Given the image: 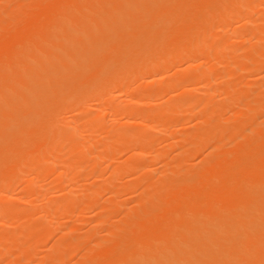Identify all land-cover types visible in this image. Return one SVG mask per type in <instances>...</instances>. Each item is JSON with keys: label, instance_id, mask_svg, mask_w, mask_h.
Here are the masks:
<instances>
[{"label": "bare ground", "instance_id": "1", "mask_svg": "<svg viewBox=\"0 0 264 264\" xmlns=\"http://www.w3.org/2000/svg\"><path fill=\"white\" fill-rule=\"evenodd\" d=\"M38 1H40V3H41V0H38ZM59 1H57V2H59ZM61 1L59 4L57 3L59 5V6L57 5V7H59V8L54 9V10H56V13L54 12V10H52L51 14H48L49 17L46 20L48 21L47 25L49 28L45 27V26H47V25H45L46 23H44V24L42 23L43 25H42L41 29L39 28L40 31H35L36 33L38 32V35H36V33H34L35 36L40 35L41 37L40 36L39 37L41 39L37 43L35 41V43H33V45L31 43L28 44V46L31 45V46H34V48L37 47L36 51L41 53V55H42L41 58L44 60V63L37 64V62L35 61L36 59L34 58L35 57L34 55L36 54V52L31 53L32 56H34L33 58L35 59L34 60L35 62L33 60H31L29 58V57L32 58L31 54H30V56H28L26 54L29 50H31V47L29 48L26 46L27 48H29V50L22 48L23 50L24 49L26 50L25 56L31 60L30 62L32 64L33 63H34V65L37 64L38 69L32 65H31L32 68L29 67L30 62H29V59L27 58L29 65L28 64L22 65L23 64L22 62H20L22 64L17 63V65L18 64L22 65L21 67L19 66L20 68L18 67L19 70L22 69L23 66H25L26 72H25V70H23L24 69V67H23V69H22L23 71L21 70L22 71L21 73L16 74V72H14V71H18L17 70L18 68L12 67L13 65L12 66L9 65L11 67V69L14 68L16 70L12 69V72H11L10 67H8V72H7L8 75L5 78H4L5 75L3 77H1L2 73H0V107L2 106L1 108H3V110H4L5 108L8 107V106L5 107L6 105L10 106L9 110L11 112L10 111L7 112L6 109L4 110V111H6L5 113H7V114H5L6 116H8L9 112L13 113L11 115L9 114L10 117H7V120L5 118L2 119L0 116L1 120H4V121H1V123H0V187H2V188L5 187L7 189V186H10V182L13 178V175L15 173H17L16 168H15L17 165L15 162H17V161H15V160H17V158H19V157L21 158V156H29L26 158L24 157L25 161L30 162L29 163L30 166L26 165V168L30 167V170L35 173L38 165H39V168L41 166V168L43 169L42 165H40V163H38V162H41V160H38L40 158L39 156L41 154L42 155L45 154V153H42L43 150H45L44 152H46L48 150V153L50 152V150L52 151V148H53V146L57 140H59V142H58L59 145H61V140H62V142L65 141V143L67 142L69 144H74V145L77 142L78 144L75 146H77V148H79V149L74 151V148H75L74 147L71 150H73L74 152H78L79 150L80 151L82 150L83 146L82 147L79 146V142H78V140H76V136L72 133L73 129L72 130L66 129V128L63 129L60 125L58 126L59 128L57 127L58 122L55 119H56L57 112L59 110H60L59 112H61L63 110L62 108H67V107L69 108L71 106H72L71 109H74V105H77L76 107L80 108V112L79 111L78 112L82 115V117L91 116L93 113L92 114L90 113L91 114L90 115L88 113L89 111L85 112L86 108H85L84 104H83V106L81 104V106L84 107V109H85L84 111L82 110L83 108H81V106H78V105H80V103L85 102L84 101L85 99H87L93 95L98 96V94H100L102 92V90L106 89L105 88L106 86H109V85L112 86L113 84L119 85V82L121 81L122 77L125 74H127V75H125L126 78L128 76H131V80L133 79L132 81H136L137 78L143 77L145 75H151L152 77H154L152 74H150V72H148V71L153 70L152 69L153 67H154V70H153L154 72H152L153 74L154 73L156 75L159 74L158 72L160 71V69H162L164 67H165V69H162V71L160 73L162 74L163 72H165V74H166V72H167L166 69L167 68L169 69V67L171 68V65L174 66L173 63H175V61L179 62L178 60H180L182 58L183 59H185V58L193 59V58H195L196 54H199V52H201V50L203 52L207 51V50L209 51V52L207 51L206 53L201 52V55L203 54L202 56H204V54H205V56L206 55L211 56L214 54V56L210 57V58L214 59V57H215V58L220 59L219 55H220L221 49L217 45L222 47V44L219 43V41L222 39L223 36L221 37L220 33L215 32V30L218 29L219 32L223 31L224 35H225V33L227 34V30L224 31V29H225L226 23L229 19H234L236 17L237 19L239 18V21L241 19H242V21H244L246 18L249 17L247 15H249L250 13L252 15V13H253L252 11H254L253 9L255 8V4L257 6L264 4V0H96V1L94 0V2H92L93 0H91L92 3H88V2H90L89 0H77V1L76 0H69V1L63 0L65 2L62 1V3H61ZM39 8H40V5H39ZM41 9H43V8H41ZM256 12H257V10H256ZM74 13H76L78 15H82L86 19H83L82 21L78 20V22H77V20H75V19H79V18L71 16V15H74ZM52 14L55 16H51ZM50 16H51V18H50ZM252 16H254V15H252ZM71 17L73 18L74 21H76L75 24H73V25H75L76 29H74L75 32L73 31V32H71L72 34L69 35L70 33L68 32V28H67L68 26L67 25L70 24L69 20L71 21ZM250 18L251 17H249V19ZM255 18H257V17H255ZM249 19H247V20L250 21ZM11 20H13V19H11ZM46 20L44 22H46ZM236 21H238V20H236ZM244 23L246 24L247 21ZM250 23H252V22H250ZM228 24H229V22H228ZM255 24H257V23H255ZM246 26H248V25H246ZM42 28H43V32H42ZM46 28H48V29H46ZM45 29L48 31H45ZM56 30H57V32H56ZM245 31H246V29H245ZM31 33H32V31H31ZM42 33H44L43 37H42ZM223 33H221V34H223ZM67 34L69 36H67ZM244 34L246 35V33H244ZM35 36L32 35V37H35ZM32 37H31V39H33ZM226 37L228 38V36H226ZM226 37L224 36V38H226ZM224 38L222 39L223 42H227L226 40L224 41ZM10 42H12V40L11 41L9 40L7 47L10 46L9 45ZM25 42H26V40H25ZM16 43H17V41H16ZM16 43L14 45H11L12 47L10 46L11 49L14 48L15 49L14 51H16L17 56H15V58L19 57L20 54L23 53V52H20L21 51L20 44H19L20 48L18 47L20 49L19 50L20 53H17L18 48H16V46H18L17 45L18 43L17 44ZM227 43L229 44V42H227ZM227 43H224V44L226 45ZM208 44L213 49V51H211V54H210V50H212V49L210 48V46ZM207 45L209 46V48H207ZM204 46H205L206 50H204ZM238 46H239V44H238ZM7 47H5V48H7ZM5 48H4V50H5ZM216 48H217L218 52L215 51ZM2 49H1V51H2L1 54L3 56L0 54L1 55V60H0L1 61L0 62L1 70L4 69V68H2L3 64H1V63H3L6 60L3 58H8L5 61V63H7V64L8 63L10 64L11 60L12 61L15 60V58H14L15 52L13 50L11 51L8 49L9 50L8 51L6 49L8 51V53H7L6 51H3ZM224 50H226V49H224ZM224 50H222V51H224ZM263 51H264V49H263ZM5 52H6V56H4ZM9 52L11 53L10 57H9V55H10ZM251 52H253V51H251ZM254 52H253V54L252 53L251 54H252V56L254 55L253 58L255 60V56L258 53H256L257 50L256 51L254 50ZM217 53H219V55ZM222 53L223 52H221V54ZM230 54H232V53H230ZM249 54H250V52H248V55ZM251 54L249 56H247L248 59L251 56ZM202 56H201V58H202ZM237 56H240V55H237ZM37 57H38V55H37ZM223 57H225V56H223ZM251 57H250V59H251ZM10 58H12V59L10 60ZM23 58H21V59H23ZM198 58L200 59V57H198ZM221 58H222V56H221ZM226 58H227V56H226ZM2 59H3V61H2ZM21 59H19V60H21ZM205 59L207 60V58H205ZM222 59H220V60H222ZM16 61H17V59H16ZM193 61H194V59H193ZM211 61H212V59H211ZM26 62L27 61H25V63ZM252 63H254L253 60H252ZM178 64H176V65H178ZM200 64L194 65V66H192V64H191L189 66V68L195 73L193 74V72H192V74H191V72H190V74L192 75L191 77H189V76L184 77L186 79L182 78V79H179L178 81L182 82L184 84L189 83L188 84L189 86L191 85L192 87H194V85L199 83L203 77L211 79V78H213V76L217 75L215 72H213L214 75L212 76L210 74L211 69L207 70V69L203 68L204 69L203 70L201 67H204V66L203 65L201 66ZM26 65H27V68H29V69L26 68ZM167 65H168V67H166ZM159 67H160V69H158ZM32 69H36L37 72L33 71L32 74L27 72L28 70H32ZM213 69H216V67ZM245 69H247V68H245ZM5 70H7V69L2 70V71H4L3 74L6 73ZM156 70H158V71H156ZM220 70H222V69H220ZM234 71H236V70H234ZM10 72H11V74H9ZM13 72L15 74V77H14V74L12 75ZM34 73H37V74H34ZM163 75H164V73H163ZM210 75L212 77H210ZM233 75H235V74H233ZM252 75L254 76L253 73H252ZM125 76H124V78H125ZM132 76H133V78H132ZM128 78L130 79V77H128ZM170 80L172 81V76H171ZM202 80H203V83H205L208 79H205V80L202 79ZM211 80H213V79H211ZM9 82L14 84L13 85L10 83V86L12 85V87H14V90H15L14 92H12V96H11V93H10V96H9V94H7L8 93L7 91H10V90L12 91V89H13V88L11 89V87L9 85H7V84H9ZM123 82H125V81H122V83ZM262 84H263V82H262ZM140 85H141L140 87H142V84H140ZM219 85H221V83H219ZM229 85H231V84H229ZM213 86H214V84H213ZM236 86H238V85H236ZM150 87H152V86H150ZM220 87L222 88V86H220ZM220 87H217V88H220ZM147 88H149V86H147ZM158 88H161V87H158ZM184 88L185 87L183 86V88H182L183 90L181 91L183 94L179 95L180 98L183 97L182 95H186L187 91ZM203 88H205V90H203L204 93H207L211 87H209L208 85H205ZM241 88H243V87H241ZM7 89H10V90H7ZM214 89L216 90V88H214ZM138 90L139 91H137V92L139 93L140 88ZM149 90H150V88H149ZM151 90L154 91L156 89L153 88ZM197 90L198 89L196 88V91ZM200 90H202V89H200ZM212 90H213V88H212ZM215 90H213L212 92H214ZM157 91H158V89H157ZM257 91H259V90H256V92ZM5 92H7L6 94H7L8 98L10 99V101L12 102V105H10L9 101H8L9 104H6L5 106L3 105L6 103L5 97L2 96L3 94H5ZM146 92L148 93L147 98L149 99L151 94H149L148 89ZM146 92H143L144 95H143L142 99H144V96L147 95ZM189 92H188L187 96L189 94H190L189 96H191L192 92H195V89L193 90L191 88L189 90ZM237 92L242 93V91L240 92L239 90ZM210 93H211V90H210ZM215 93H217V91H215ZM223 94H224V92H223ZM246 95H247V93H246ZM260 95H262V94H260ZM137 96H135V97H137ZM192 96H193V94H192ZM219 96H220V94H219ZM138 97H140V96H138ZM200 97L201 96H199L198 98H200ZM205 97H206V95H205ZM208 97H209V95H208ZM233 97H236V96H233ZM245 97H247V96H245ZM134 99H136V98H134ZM230 99L234 100L235 98L231 97ZM206 100H208V98ZM246 100L247 99H242L241 101H246ZM146 101H148V100H146ZM205 101H203V103H205ZM102 102H104V101H102ZM105 102H106V100H105ZM139 102H141V101H139ZM174 102H175V100H174ZM177 102H178V104H180L179 101H177ZM183 102L187 103V104L190 103L189 106H191V103L195 102V101H194V98L189 97V98H186L185 100H183ZM197 102H199L198 105H200V102L202 103L201 99L196 101V103ZM211 102H213V101H211ZM224 103H227V101H224ZM228 103H231V102L228 101ZM173 104H171L172 108H169V109H168V107L166 108V109H168L166 112L164 110H162V112L164 111V113H165V114L163 113L164 115L161 114V111H159L160 113L157 112L161 115L158 114L157 118H155L154 120H151L152 122L154 121V124H155L154 128L157 129V127L162 128L165 125L167 126L169 124V123L168 124L166 123L167 120H169L168 122L172 121V124H174L173 123V119H175L174 118L175 117L174 110L178 111V109H174L172 106ZM192 104H194V103H192ZM206 104L202 105V107L206 108L207 107V106H205ZM217 104H220V103L217 102ZM251 105L255 106L254 104H251ZM167 106H168V104H167ZM176 106H177V104H176ZM176 106L174 105V107H176ZM209 106L211 107V105H209ZM75 109H77V108H75ZM201 109H203V108H201ZM12 110H14V111L12 112ZM100 110H101V108H100ZM157 110L158 109H156V111ZM116 111L117 110H115V112L113 114H115ZM132 111H128L127 113L129 114V112H132ZM177 111H176V113H177ZM197 111L199 112V109ZM109 112H111V111H109ZM86 113H88L89 115ZM98 113H101V111H99ZM202 113H200V114H202ZM234 113L236 114V112H234ZM246 113H248V115H247V118H248V116H250L251 112L249 113L247 111ZM3 114H4V112H3ZM203 114H205V113H203ZM156 115L157 114L155 112V116ZM220 115H221V113H220ZM95 116H96V114H95ZM95 116H94V119H92V121L95 119L99 120V118H101V117H98L99 114L96 116V118H95ZM131 116H130V114L128 116V119L131 122H129L127 119V121L129 123H131V124H129L130 126L133 125V123L136 121L135 119L131 118ZM187 116H189V115H187ZM226 116H224V117H226ZM235 116H234V118H236ZM57 117H58V115H57ZM230 117L233 118L232 116H230ZM199 118H201V117H199ZM226 118H228V117H226ZM110 119H112V118H110ZM220 119H221V117H220ZM66 120L67 119H65V121ZM88 120H89V118H88ZM209 120H211V117H210V119H208V121ZM245 120H243V121H245ZM58 121H60V120L58 119ZM127 121H125V122H127ZM234 121H232L230 124H232ZM247 121H249V120H246V122ZM220 123H221V121L216 122L214 125L208 126V129L206 131L203 129L205 131L204 133L206 134V132L209 129L213 130L212 127L214 128L215 132L221 128H222V131L225 132L226 127L224 126L225 129H223V125L222 124L220 125ZM102 125H104V124L102 123ZM77 126L80 127V124ZM143 126H145V125H143ZM68 128H70V127H68ZM119 128H120V125H119ZM152 128H153V125H152L151 129ZM248 128H250V127H248ZM95 129H98V128L96 127ZM103 129H102V131H103ZM107 129H108V127H107ZM78 130L79 129L77 128V131ZM83 130L87 131V129L86 130L83 129ZM93 130H94V128H93ZM130 130H132V129H130ZM134 130H135V128H134ZM153 130H151V132ZM124 131H125V128H124ZM124 131L121 134L120 133L117 134V135H120L119 139H121V143L123 145H125V144L127 145L132 140L133 142H136L133 145H136V144L139 145L138 150L142 151L141 149L144 148V147L142 148L143 143L147 142V139H145V136L143 134L139 135L140 130H137V134L135 136L133 133L131 135V134L127 133L128 131L127 132L126 131L124 132ZM141 132L143 133V131H141ZM229 132H231V131H229ZM232 132H233V130H232ZM89 134H91V133H89ZM98 134H100V133H98ZM198 134H199V132H198ZM203 134H202V136H203ZM189 135H191V134H189ZM24 136L26 137V139H22ZM174 137H176V136H174ZM178 137H180V136H178ZM78 139H80V138H78ZM185 139H187V138H185ZM199 139L202 140L201 137H199ZM215 140H216V138H215ZM109 142H111V141H109ZM133 142H131V144ZM183 142H181V143H183ZM21 143H23V146L21 147L22 149L20 148ZM58 143L56 142V144H58ZM17 147H19V149H17ZM90 147H92V146H90ZM90 147H89V149H90ZM99 147H101V146H99ZM157 147H159V146H157ZM222 147H224V146H222ZM54 149H55V147H54ZM83 149H84V147H83ZM18 150H21V152L19 153L20 154L19 157H17L19 155V154H17ZM69 150H70V148L68 149V151ZM103 150H105V149H103ZM80 151L78 153H80V155H82V156H80L79 154H77V156L79 155L78 157H80V158L82 157L81 158L82 161L78 159V162L81 161V164H82L83 162H85L84 160H87V159H83V158H85V157L87 158L88 153L85 154L86 152L85 153L83 152V151H85V149L82 152H80ZM23 152H24V154H23ZM89 152H90V150H89ZM83 153L87 156L83 155ZM141 153H143V151L139 152V154H141ZM12 154H17V156L13 157ZM73 154H76V153H73ZM165 154H166V152H165ZM90 155L92 156V154H90ZM95 155H98V154H95ZM157 155H159V154H157ZM30 156H31V158H30ZM83 156H85V157H83ZM136 156L137 155L135 154V157ZM184 156L186 157V155H184ZM45 157H47V156H45ZM188 157H190V155ZM24 158H21V159H24ZM28 158H30L31 161L28 160ZM155 158H157V157H155ZM166 158L167 157L165 156V159ZM182 158L183 157H181V159ZM202 158H204V157H202ZM223 158L224 159L221 158L223 161H218V160L214 161V162L208 161L209 163L203 168V170H201V171L198 170L195 173H191L188 178H185L182 181H171L173 179H171V180L168 179V180H166L165 187L164 186L159 187L160 182L157 183L158 188L159 189L161 188L160 191L163 190L161 192L160 196L158 195L159 197L155 198L154 200L151 199V201H153V202H148L145 200L148 204H145V205L142 204V207H140V208H143V209H140L138 211L135 210L133 214L131 213L132 212L131 211L130 212V214H132L131 217L127 216L128 218H133V219H134V217H136V218H138V220L142 219V217H143L142 221L144 222L143 224H145L147 234H145L146 232H144L145 231L144 230L142 233L139 232L141 234H139L137 232V234H138L137 236L134 235V236H132L133 238H129L128 240H125V241H121V240H119L120 239L119 238V239H117V240H119V242L114 238H110L109 243L112 242L111 241L112 239H113V242L109 246L108 245H106V247L104 246L105 247L104 248L105 249L104 258H105L107 253H108L107 254L108 258L104 259L103 262L100 264H264V204H263V201L261 202L262 203L261 204L259 201L260 199L258 200V198H262V199L264 198V134L258 140H255L254 142H251V143H248L245 145L243 144L242 146H239L238 148H236L234 151H232L230 153H226V155H224ZM56 159H58V158H56ZM158 159H161V158L159 157ZM165 159L163 160L164 162L166 161ZM91 160H93V158H91ZM183 160H184V158H183ZM76 161H74V159H73L71 161V163L72 162L77 163ZM172 162H173V160H172ZM17 163H18V165H20L19 161ZM24 163H26V162H24ZM50 163H51V161H50ZM63 163L60 162L61 165H64ZM136 163L137 162H134L133 164L130 163V165L128 167H130V168L135 167V166L137 167L138 164H136ZM170 163L168 162V164H170ZM166 164L167 163H165L163 165H166ZM47 165H48V163H47ZM47 165H44V167ZM84 165H85V163H84ZM126 165H128V163ZM144 165L146 166V164H144ZM172 165L171 166L169 165V167H172ZM187 165H188V163H187ZM65 166H63V167H65ZM70 166H72V164ZM138 166L143 168L141 165H138ZM53 167H51V168L53 169ZM56 167H58V165H56ZM103 167H105V166H103ZM51 168L49 167L46 170L51 169ZM68 168H69V166H68ZM104 169H106V168H104ZM132 169H135V168H132ZM138 169H140V168H138ZM153 169H155V168H153ZM46 170L43 169V171H46ZM82 170H84V172H86V173L88 171V169H87V171H85V168H83ZM164 170L162 172H165ZM170 170H172V169H170ZM13 172H15V173H13ZM24 172H25V170H24ZM32 172L29 171V174H31V176L33 174ZM37 172H38V169H37L36 173ZM56 172H57V170H56ZM58 172L59 173H57V175L59 174L60 178H62V179L68 178L66 173H65L66 176L64 175L65 178H63L62 177L63 175L61 173H64V172H60V171H58ZM71 172H72V170H71ZM144 172H147V171H144ZM166 172H167V170H166ZM52 173H54V172H52ZM89 176H91V175H89ZM162 176H163V174H162ZM71 177L72 176H70V178ZM121 177H123V176H121ZM121 177H119V179ZM140 177H142V174L140 175ZM74 178L76 179V177H74ZM77 178L79 179V177H77ZM245 178L248 179V182L246 180H244ZM62 179H60L61 182L63 181ZM82 179H85V178L82 177ZM65 180H67V179H65ZM163 180H165V179H163ZM243 180L245 181V183ZM139 181H141V180H139ZM241 181H243V183ZM61 182H59V183H61ZM107 182H108V179H107ZM47 183H49V182H47ZM111 183H109V184L112 185ZM151 183H149V184H151ZM240 183L244 184V185L242 186V185H240ZM15 184L16 183H14V185ZM100 184L102 185V183H100ZM109 184L107 186L110 190V193H112V194L117 193L118 192L117 190H119V189L121 190V188H119V186H116L117 184L112 185L111 187H109ZM119 184H121V183H119ZM136 184L139 185L138 183H136ZM157 184H155L156 187H157ZM144 185H145V183H144ZM58 187H59V185H58ZM163 187H164V189H162ZM30 188H32V186ZM61 188H63V187H61ZM61 188L59 187V189H61ZM108 188H107V190H108ZM117 188H119V189H117ZM158 188H156V189H158ZM37 189H39V188H37ZM114 189L117 192L116 191L114 192ZM125 189H127V188H125ZM33 190H35V189H33ZM104 190H106V187ZM69 191H70L69 196L65 197V201H64L66 203V205H68V206L65 205V208L66 207L69 208L70 206H75V203L73 204L70 202H72L73 200L75 202H77V199H78V198H75V197H78L77 196V194L79 193L78 191H77L78 193L74 195L75 197L71 193V190H69ZM150 191H152V190H150ZM64 192H66V190H64ZM94 192H95V190H94ZM127 192L125 191V193H127ZM154 192L156 193V191H154ZM30 193H31V191H30ZM45 194H46V192H45ZM35 195H33V197ZM37 195H39V196L36 197ZM37 195L35 196L37 199L38 198L40 199V197L42 196V195H40V192ZM116 195L117 194H115L113 196H116ZM92 198L91 199L88 198V199L93 200L92 202H95V200ZM37 199H35L36 202H38ZM89 200H87V203L93 204L91 201L88 202ZM256 200L259 203L256 202ZM25 201H27V200H25ZM103 201H104V199H103ZM22 202H24V201H22ZM85 203H86V201H85ZM112 203H113V201H112ZM114 203H115V200H114ZM256 203L258 205H256ZM31 204H33L32 206H34L35 202L31 203ZM69 204H72V205H69ZM83 204H82V207H83ZM85 205H88V204H85ZM94 205H96V203ZM94 205H89V206H94ZM28 206H29V204H28ZM105 206H106V204H105ZM5 207H7V205H4L3 209H1L0 212L1 211L5 212L6 210L10 209L8 207L7 208H5ZM16 207H13V208H16ZM39 207H41V206H39ZM61 207H63V206L61 205ZM19 208H21V207H18V209ZM41 208H43V207H41ZM65 208H64V210H66ZM68 208H67V210H68ZM83 208H85V207H83ZM102 208H104V207H102ZM135 208H137V207H135ZM37 209H38V207H37ZM49 209H50V206H49ZM109 209H111V208H109ZM20 210L21 209H19V211H17V212L20 213ZM35 210H36V208H35ZM61 210H62V208H61ZM12 211L13 210H11L10 212H12ZM15 211H16V209H15ZM28 211H30L32 213L34 210L31 211L28 209ZM7 212L8 211H6V213ZM23 212L24 211H21L20 214L23 215ZM26 212H27V210H26ZM45 212H42V215L47 214L46 216L44 215L45 218H47L48 215L50 214L49 212H51V210L47 212L45 209ZM57 212H58V210L55 213H57ZM127 212L129 213V211H127ZM19 213H17V216ZM7 214H5V215L8 216ZM15 214H16V212H15ZM26 215L28 217V214L25 213V216ZM31 215L32 214H30V216ZM144 216L147 217L146 220L144 219L145 218ZM49 217H50V215H49ZM51 217H52V215H51ZM51 217H50V219L48 218L50 221H52ZM139 217H141V218H139ZM42 219H43L42 217L38 218L39 221H37V219L35 220V218H34V220L37 222L34 221V222H32L33 224H31V225H34L33 226L34 230L35 229H36V231L38 230L40 232L39 236H41L42 239H44V237L46 238V236L50 237L49 233L50 234L52 233V231H51L52 224L50 225L47 222V219L46 220L43 219L44 221ZM40 220H42V221H40ZM13 221H12V223H13ZM127 222L128 221H126V223ZM34 223L37 225H35ZM23 225H21V226H23ZM133 225H132V227L135 228L136 226L139 227L140 224L138 223L136 225L135 224H133ZM156 225H159V226H156ZM126 226L129 227L127 229H130L131 224L126 225ZM149 226H152V228H153V226H155L154 228H157V229L159 227L160 230L158 229V232H156V230H155V233L154 232L150 233L149 231H147V228ZM102 227H104V226H102ZM107 227H109V225ZM132 227H131V229H132ZM141 227H143L142 224L140 226V229H142ZM64 230H66V229H64ZM135 230H136V228H135ZM148 230H149V228H148ZM27 231H29V230H27ZM114 231L116 232V229ZM125 231L126 230L124 229L122 231V233L124 232L126 234ZM138 231H140V230H138ZM117 232H118V230H117ZM67 233H65V235ZM75 234H77V233H75ZM129 234L131 235L130 232H129ZM37 235H38V233H37ZM11 236H12V234H11ZM119 236H122V235L120 234ZM10 238H13V237H10ZM36 238H37V236H36ZM36 238L35 239L33 238L34 240L32 239V241H35ZM65 238H66V236H65ZM124 239H125V237H124ZM44 240H46V239H44ZM10 241H11V239H10ZM43 241H42V243H43ZM114 241H116V243ZM39 242H40V240H39ZM68 243H69V241H68ZM68 243H66V244H68ZM84 243H85V241H84ZM103 243L105 244V242H103ZM39 244H41V242ZM39 244H37V246H39ZM74 245H77V243L73 244V247H75ZM3 247L5 248V246H3ZM31 247H33V246H31ZM68 247H66V250L70 249ZM102 250H103V247H102ZM52 252H53V250H52ZM88 253L89 252H87L86 254H88ZM6 254H8V253H6ZM1 255H2V253H1ZM7 259H8V257H7ZM41 262H42V260H41ZM56 262H59V261H56ZM89 262H92V260L90 259ZM86 264H88V263H86Z\"/></svg>", "mask_w": 264, "mask_h": 264}, {"label": "rangeland", "instance_id": "2", "mask_svg": "<svg viewBox=\"0 0 264 264\" xmlns=\"http://www.w3.org/2000/svg\"><path fill=\"white\" fill-rule=\"evenodd\" d=\"M57 1H59V0H41V3H40V1H38V0H0V54L2 53V51H1L2 48H3L2 50L6 51L7 53H8L9 50H11V51L13 50L14 51L15 49L14 48L11 49V47H12L11 45H14L16 43V41L18 43V44L16 43L18 46L15 45L16 48H18L19 44H20V47H21V51L20 52H23V53L20 54V56L22 55L21 57L19 56V57L15 58V56H17V55H16V51H14L15 53L14 52L13 53H14L15 60L12 61L11 60L12 58H10V60H11V61L9 60L11 62L10 64L9 63L8 64L5 63V61L8 58H3L2 57L3 59H6L3 63H1V64H3L2 68L7 69V70H5L6 73L3 74L4 71H2V70H4V69L1 70V65H0V70H1L0 73H2L1 77H3L5 75L4 76V78H5L8 75V73H7L8 72V67H10L12 65H13L12 67H15V68L16 67L18 68L19 66L21 67L24 64H28L29 65V63H28V59L29 58L31 60H33V61L36 59L35 61L37 62V64L44 63V60L41 58L42 57L41 53L36 51L37 47L34 48V46H31V45L28 46V44L31 43L33 45V43H35V41L37 43L41 39L40 35H39L40 37L39 36H35L34 33H36L35 31H40L39 28L41 29V27H42V25L44 23H46L45 25H47L48 21L46 19H48V17H49L48 14H51L52 10H54L56 8H59V7H57V5L60 3L61 0L59 2H57ZM62 1H61V3H62ZM67 1H69V0H67ZM89 1L90 2H88V3L94 2V0L92 2H91V0H89ZM63 2H65V1H63ZM38 4L40 5V8H39ZM41 8H43V9H41ZM253 10L254 11H252L253 12L252 15H254V16H252L251 13L249 15H247V16L251 17L250 19H249V17L246 18L245 20L243 19L244 21H242V19L239 21V18L237 19L236 17L234 18L235 20L234 19H229L227 21L225 29H224V31L227 30V34L225 33V35H224L223 31L219 32L218 29L215 30V32L220 33L221 37L223 36L222 39L224 38V36L225 37L228 36V38L226 37L227 39L224 38V41L226 40L227 42H229V44L227 42H223V40L221 39L219 41V43L222 44V47L217 45L221 49L220 50V55H219V53H217V54L219 55L220 59L223 58L222 60H220L219 58H215V57H214V59L210 58V57L214 56L213 53H212L213 55H211V56L210 55H208V56L206 55L207 57L204 54V56H205L204 57V56H202L203 54L201 55V52L202 53H204V52L206 53L208 50L204 51V52L201 50V52H199V54H196L195 58H193L194 61L191 58H189V59L188 58H185V59L182 58V59L178 60L179 62L175 61V63H173L174 66L171 65V68L169 67V69L168 68L166 69L167 70L166 74H165V72H163L164 75H163V73L161 74L160 72L162 71V69H165V67L162 68V69H160V67H159L158 69H160V71L158 72L159 74H157V75L155 73L154 74L152 73V72H154L153 71L154 67H153L152 68L153 70L148 71V72H150V74H152L154 77H152L151 75H145V76L139 77V78L136 77L137 78L136 81H132L133 79L131 80V76H128V77H130V79L128 77L126 78L125 75H127V74H125L124 75L125 78H124V76L122 77L121 81L119 82V85L118 84H113L112 86L111 85L106 86L105 87L106 89L102 90V92L100 94H98V96L97 95H93V96L85 99L84 100L85 102L82 101L83 103H80V105H78V106H81V104H82V106H83V104H84L86 110L84 109V107L81 106V108H83L82 110L83 111L85 110V112L89 111L88 112L89 114L93 113L92 115L90 114L91 116H85L86 118L82 117V115L79 113L80 112V108L76 107L77 105H74V109H71L72 106L69 107V108L68 107L67 108H62L63 110L65 109L64 111L63 110L61 111L62 113L59 112L60 111L59 110L57 112L58 117L56 115V119H55L58 122L57 123L58 125L56 124L57 127L60 125L63 129H65V128L66 129H70V130L73 129L72 133L76 136V140H78L79 146H81V147L83 146L84 149H85V151H83L84 149L82 147V150L81 151L79 150V151L80 152L83 151L84 153L86 152L85 154L88 153L87 154L88 156L83 153V155L87 156V158L85 156H83V157H85L83 159H87V160H84L85 162H83L82 164H81V161H82L81 158L82 157L81 158L78 157L80 155V153H78L79 151L78 152H74L75 150L79 149V148H77V146H75L78 143L76 142L75 145L74 144H69L67 142L65 143V141L62 142L61 139H60L61 140V145H59V143H58L59 140H57L56 142L58 144H56V142H55L56 145L54 144V146L52 148V151L50 150V152L48 153V150L46 152H44L45 150H43L42 153H45V154H43V155L41 154L39 156L40 158L38 159V160H41V162H38V163H40V165H42L43 169L46 170L47 168H49V167L51 168V167L54 166L53 169L51 168V169H48L46 171H43L41 166L39 168V165H38V167H37L38 172L36 173L37 169L35 171V173L37 175L30 170V167L26 168V165L30 166V164H29L30 162L25 161V158L29 157V156H21V158L25 157L24 159H21L19 157L20 156L19 153L21 152V150H18V153H17V154H19L18 156H17V154H12L13 157L17 156V157L20 158V159L17 158V160H15L17 162L19 161L20 165H18V163L15 162L17 164L15 168H16V171H17L18 174L13 172L15 174L13 175V178H12V180L10 182V186H7V189L5 187H3V188L0 187V189H1L0 190V210L3 209L4 205H7V207L10 208V209L6 210V211H8L7 212L8 214L6 213V211L5 212H3V211L0 212V219H1L0 220V248H1L0 249V264H45V263L46 264H53V263L54 264H86V263H88V264H100V263L103 262L104 259L108 258V255H107L108 253L107 254L105 253L107 257L105 256V258H104V251H105L104 248L106 247V245L109 246L113 242V239H112L111 240L112 242L109 243L110 238H114L116 240L120 238L119 240L125 241V240H128L129 238H133L132 236H134V235L137 236L138 235L137 232L138 233L139 232L142 233L144 230H145L144 232H146L145 224H143L144 222L142 221L143 217H142V219H139L140 221L136 217H134V219L133 218H128V217H131V215L134 213L135 210L138 211L140 209H143V208H140V207H142V204H144V205L148 204L146 201L153 202V201H151V199L154 200L155 198L160 196V194H161V192L163 190L160 191L161 188L160 189L158 188V184L157 183L160 182L159 187H161V186L165 187L166 180H168V179H170V180L173 179L171 181H182L185 178H188L191 173H195L198 170L199 171L203 170V168L209 162H214V161H217V160L218 161H223L222 160V159H224L223 156L226 155V153H230V152L234 151L236 148H238L239 146H242L243 144L245 145V144L254 142L255 140H258L264 134V87H263L264 86V51H263V49H264V21H263L264 20V4L258 5V6L255 4V8ZM256 10H257V12H256ZM54 12L56 13V10H54ZM74 15H71V16L79 18V19H75V20H77V22H78V20L82 21L83 19H86L82 15H78L76 13H74ZM51 16H55V15L52 14ZM51 16H50V18H51ZM255 17H257V18H255ZM11 19H13V20H11ZM247 19H249L250 21H248ZM45 20H46V22H44ZM236 20H238L239 22L236 21ZM246 21H247V23L248 22L249 23L245 24L244 22H246ZM75 22L76 21H74L73 18L71 17V21L69 20L70 24L67 25L68 26L67 27L68 28V32L70 34L68 32L67 33L69 35L72 34L71 32H73V31L75 32L74 29H76V27H75V25H73V24H75ZM228 22H229L230 25L228 24ZM250 22H252V23H250ZM255 23H257V24H255ZM246 25H248V26H246ZM45 27H48V25L45 26ZM48 28H46V29H48ZM46 29H45V31H48ZM245 29H246V31H245ZM31 31H32V33H31ZM42 32H43V28H42ZM56 32H57V30H56ZM221 33H223V34H221ZM244 33H246V35L248 37ZM68 34H67V36H69ZM32 35H34L35 37H32ZM36 35H38V32L36 33ZM43 35H44V33H42V37H43ZM31 37L33 39H31ZM9 40L10 41L12 40V42H13V43L12 42L9 43V45L11 47L10 46L7 47ZM25 40H26V42H25ZM224 43H227L226 44L227 46ZM238 44H239V46H238ZM208 45H207V48H209V46H210V45L209 46ZM26 46L29 47V48L31 47V50H29V48H27ZM5 47H7V48H5ZM4 48H5V50H4ZM19 48L17 49V51H18L17 53H20L19 52V50H20ZM22 48H25L26 50L28 49L30 52L28 51L26 53V50L25 49L23 50ZM210 48L212 49L211 46H210ZM6 49L7 50L9 49V50L7 51ZM224 49H226V50H224ZM204 50H206L205 46H204ZM222 50H224V51H222ZM250 50L253 51V52H254V50L255 51L257 50L256 53H258V54L257 55L255 54L256 55L255 56V60L253 58L254 55L252 56L253 52H251ZM211 51H213V49L210 50V54H211ZM215 51L218 52L217 48H216ZM6 52H5L4 56H6ZM32 52L33 53L36 52V54L34 55L35 57L32 56V54H31ZM221 52H223V53L221 54ZM248 52H250V54L252 53L251 54L252 57L250 56L251 59H250V57H249V59L247 58V56L250 55V54L248 55ZM25 53L28 56H30V54H31L32 58L31 57H29V58L26 57ZM230 53H232V54H230ZM236 54L240 55V56H237ZM1 55H0V60H1ZM37 55H38V57H37ZM10 56H11V53H10L9 57ZM201 56H202V58H201ZM221 56H222V58H221ZM223 56H225V57H223ZM226 56H227V58H226ZM198 57H200V59ZM18 58L19 59L23 58L27 62L25 63V61L23 59L19 60ZM205 58H207V60ZM3 59H2V61H3ZM16 59H17V61H16ZM30 59H29V62L31 61ZM211 59H212V61H211ZM252 60L254 61V63H252ZM20 62H22L23 64L20 63ZM17 63H20L22 65H20V64L17 65ZM37 64H35L36 65L35 66L34 63L32 64L30 62V66L29 67H31V65H32V66L37 68ZM176 64H178V65H176ZM191 64H192V66L198 65V64H200L201 66L203 65L204 67H201L202 69L203 68H205L207 70L211 69L212 73L210 72V74L213 76L214 75L213 72H215L217 75H215V76H213V78H211L213 80H211L209 78H206V77H203L202 79H204V80L208 79L209 81L207 80L206 82L204 81L205 83H203V80L201 79V81L199 83L194 85V87L196 86L195 88L192 87L191 85L189 86L188 85L189 83H185L184 84L182 82H179L178 81L179 79H182V78L186 79L184 77H188V76L191 77L192 76L191 74H192L193 71L189 68V66ZM23 67H24V69H23ZM23 67H22V69L25 70V66H23ZM166 67H168V65ZM215 67H216V69H213ZM19 68L17 69L18 71H14V72H16V74H19V73H21L23 71L22 69L19 70ZM26 68H27V65H26ZM245 68H247V69H245ZM10 69H11V67H10ZM12 69L16 70L14 68H12ZM12 69L10 70L11 72H12ZM27 69H29V68H27ZM220 69H222V70H220ZM234 70H236V71H234ZM33 71L37 72L36 69L28 70L27 72L32 74ZM156 71H158V70H156ZM11 72L9 74H11ZM14 72L12 73V75L14 74ZM25 72H26V70H25ZM190 72H191V74H190ZM194 73L195 72H193V74ZM252 73L254 74V76L252 75ZM34 74H37V73H34ZM233 74H235V75H233ZM211 75H210V77H212ZM171 76H172V81L170 80ZM14 77H15V74H14ZM132 78H133V76H132ZM122 81H125V82L122 83ZM262 82H263V84H262ZM10 83L11 82H9V84H7V85L10 86ZM219 83H221V85H219ZM11 84H13V83H11ZM140 84H142V87H140L141 86ZM213 84H214V86H213ZM229 84H231V85H229ZM205 85H208L209 87H211L210 88L211 93H210V90L207 93H204L203 90H205V88H203V87ZM236 85H238V86H236ZM147 86H149L150 90H149V88H147ZM150 86H152V87H150ZM183 86L185 87L184 89L187 92H186V95H182L183 97L180 98L179 95L183 94L181 92L183 90L182 89ZM220 86H222V88ZM240 86L243 87V88H241ZM10 87H11V89L13 88L12 91L10 89H7V90H10V91H7L8 93L5 92V94L2 95L6 99V103L3 104L4 106L6 104H9V103H10V105H12V102L8 98L7 94H9V96H10V93H11V96H12V92H14L15 90H14V87H12V85ZM158 87H161V88H158ZM190 87L193 90L195 89L196 93L192 92L193 96H192V94H191V96H189L190 94L187 96L189 90L191 89ZM217 87H220V88H217ZM139 88H140V92L138 93L137 91H139L138 90ZM153 88L156 89V90H154V91L151 90ZM196 88L198 89L197 91H196ZM212 88H213V90H215L214 88H216L215 91H217V93H215V91L212 92L213 91ZM147 89H148L149 94H151L150 97H149L150 100L147 98L148 97V93L146 92ZM157 89H158V91H157ZM200 89H202V90H200ZM255 89L259 90V91L256 92ZM238 90L240 92L242 91V93L237 92ZM143 92L147 93V95L144 96V99H142V97L144 95ZM223 92H224V94H223ZM135 93L136 94L138 93L137 95L140 96V97H138ZM218 93L220 94V96H219ZM246 93H247V95H246ZM260 94H262V95H260ZM205 95H206V97H205ZM208 95H209L210 98L208 97ZM135 96H137V97H135ZM197 96L198 97L201 96V97L198 98ZM233 96H236L237 98L233 97ZM245 96H247V97H245ZM189 97L194 98V101H195V102H192L194 104L191 103V106H189L190 103L187 104V103L183 102V100H185L186 98H189ZM231 97L235 98V99L234 100L230 99ZM134 98H136V99H134ZM207 98H208V100H206ZM197 99L198 100L201 99L202 103L200 102V105H198L199 102L196 103V101H198ZM242 99H247V100L246 101H241ZM105 100H106V102H105ZM146 100H148V101H146ZM174 100H175V102H174ZM8 101H9V103H8ZM102 101H104V102H102ZM139 101H141V102H139ZM177 101H179L180 104H178ZM203 101H205V103H203ZM211 101H213V102H211ZM224 101H227V103L229 101L231 103L227 104V103H224ZM217 102L220 103V104H217ZM167 104H168V106H167ZM171 104H173L172 106H173L174 109H178V111L174 110V113H175V117H174L175 119H173V123L174 124H172V121L168 122L169 120H167L166 123L167 124L169 123L167 126L165 125L162 128L161 127L160 128L157 127V129L154 128L155 127L154 121L152 122L151 120H154L155 118H157L158 114L160 113L159 111H161V114H163L164 111L166 112L169 108H172ZM176 104H177V106H176ZM204 104H206L205 105V106H207L206 108L202 107V105H204ZM208 104L211 105V107ZM251 104H254L255 106H253ZM174 105L176 107H174ZM1 107H0V110H1L0 111V116H1L2 119L5 118L7 120V117H10V115L13 114V113H10L11 112L9 110L10 106L9 105L5 106V107H7V108H5L7 110V112L10 111L8 113V116L5 115V114H7V113H5L6 111H4L5 109L3 110V108H1ZM167 107H168V109H166ZM75 108H77V109H75ZM100 108H101V110H100ZM201 108H203V109H201ZM156 109H158V110L156 111ZM198 109H199V112L197 111ZM115 110H117L118 112L116 111V113L113 114L115 112ZM162 110H164V111L162 112ZM2 111L4 112V114H3ZM13 111L14 110H12V112ZM99 111H101V113H98ZM109 111H111V112H109ZM128 111H132V112H129V114H130V116L131 115L133 116V117L131 116V118L136 120L133 123V125L136 123L134 125L135 127L133 125H131V126L129 125V124H131V123H129L131 121H129V119H128V116H129V114L127 113ZM176 111H177L178 114L176 113ZM247 111L249 113L251 112L250 116H248V118H247L248 113H246ZM155 112L157 114L156 116H155ZM157 112H159V113H157ZM202 112L205 113V114H203ZM234 112H236V114ZM88 113H86V114H88ZM200 113H202V114H200ZM220 113H221V115H220ZM95 114H96V116L99 114L98 117H101V118H99V120L95 119V120H93L94 121L93 122L92 119H94ZM161 114H159V115H161ZM187 115H189V116H187ZM233 115L234 116L236 115L235 117L237 119L234 118ZM96 116H95V118H96ZM224 116H226L228 118H226ZM230 116H232L233 118H231ZM199 117H201V118H199ZM210 117H211V120L208 121V119H210ZM220 117H221V119H220ZM1 118H0V123H1V121H4V120H1ZM57 118L60 121H58ZM88 118H89V120H88ZM110 118H112V119H110ZM65 119H67V120L65 121ZM127 119H128L129 122L127 121ZM245 119L249 120V121L246 122ZM218 120L221 121L220 125L221 124L223 125V129H225V127H226L225 132L222 131V128L219 129L220 131L217 130L215 132L214 128L212 127L213 130L209 129L206 132V134H205L204 132L208 129V126L214 125L216 122H219ZM243 120H245V121H243ZM125 121H127V122H125ZM232 121H234V122L232 124H230ZM78 123L80 124V127L82 129L79 126H77V125H79ZM102 123L104 125H102ZM119 125H120V128H119ZM143 125H145V126H143ZM152 125H153V128L151 129ZM68 127H70V128H68ZM96 127L98 129H95ZM107 127H108V129L109 128L110 129L108 130ZM248 127H250V128H248ZM77 128L79 129L78 131H77ZM93 128H94V130H93ZM124 128H125V131L126 132L128 131L127 133H129L131 135L133 133L134 136H135L137 134V130H140L139 131V133H140L139 135L143 134L145 136V139H147V142L143 143L142 148L143 147L144 148L141 149L143 151V153L139 154V152H142V151L138 150L139 149V145H137V144L133 145L136 142H133L132 140L127 145L126 144L123 145L121 143V139H119L120 135H117V134L123 133ZM134 128H135V130H134ZM83 129H85V130L87 129V131H84ZM102 129H103V131H102ZM130 129H132V130H130ZM151 130H153V131L151 132ZM228 130L231 131V132H229ZM232 130H233V132H232ZM141 131H143V133ZM97 132L100 133V134H98ZM198 132H199V134H198ZM89 133H91V134H89ZM189 134H191V135H189ZM202 134H203L204 137L202 136ZM174 136H176V137H174ZM178 136H180V137H178ZM199 137H201L202 140H200ZM78 138H80V139H78ZM185 138H187V139H185ZM215 138H216V140H215ZM22 139H26V137L24 136ZM109 141H111V142H109ZM131 142H133V143L131 144ZM181 142H183V143H181ZM22 146H23V143H21L20 148ZM90 146H92V147H90ZM97 146L98 147L101 146V147L98 148ZM157 146H159V147H157ZM220 146L221 147L224 146V147L221 148ZM54 147H55V149H54ZM68 147L70 148L69 151H68V149H69ZM89 147H90V149H89ZM73 148H74V151L71 150ZM17 149H19V147H17ZM103 149H105V150H103ZM89 150H90V152H89ZM165 152H166V154H165ZM73 153H76V154H73ZM134 153L138 156V157L137 156L136 157L139 160L135 157ZM23 154H24V152H23ZM77 154H79V155L77 156ZM90 154H92V156ZM95 154H98V155H95ZM157 154H159V155H157ZM184 155H186V157ZM189 155H190V157H188ZM45 156H47V157H45ZM80 156H82V155H80ZM165 156L167 157L166 159H165ZM155 157H157V158H155ZM159 157L161 159H158ZM181 157H183L184 160H183V158L181 159ZM202 157H204V158H202ZM30 158H31V156H30ZM30 158H28V160H30ZM56 158H58V159H56ZM91 158H93L94 161L91 160ZM71 159L72 160L74 159V161L77 160L76 161L77 163H74V162L71 163V161H72ZM78 159L81 160V161L78 162ZM164 159L167 162L166 161L164 162L163 161ZM172 160H173V162H172ZM50 161H51V163H50ZM24 162H26V163H24ZM46 162L48 163L49 166L47 165ZM60 162L61 163L64 162L63 163L64 165H61ZM134 162H137L136 164L141 165L145 170L143 168L139 167L138 165H137V167L136 166L132 167V168H135V169H132V168L128 167L130 165V163L133 164ZM168 162L169 163L171 162V163L168 164ZM70 163L72 164V166H70L71 165ZM84 163H85V165H84ZM125 163L126 164L128 163V165H126ZM165 163H167V164L163 165ZM187 163H188V165H187ZM144 164H146V166ZM44 165H47V166L44 167ZM56 165H58V167H56ZM169 165L170 166L172 165V167H169ZM63 166H65V167H63ZM68 166H69V168H68ZM103 166H105V167H103ZM152 167L155 168V169H153ZM83 168H85V171H87V169H88L89 172L88 171H87V173L84 172V170H82ZM104 168H106V169H104ZM138 168H140V169H138ZM70 169L72 170V172H71ZM162 169L163 170L165 169L164 170L165 172L167 170V172L166 173L162 172L163 171ZM170 169H172V170H170ZM24 170H25V172H24ZM56 170H57V172H56ZM29 171L33 173L32 176H31V174H29ZM58 171L64 172V173H61L63 175L62 177L65 178V176L67 175L68 178H65L67 180L60 178L59 174L57 175V173H59ZM144 171H147V172H144ZM52 172H54V173H52ZM65 173H66V175H65ZM141 174H142V177H140ZM162 174H163V176H162ZM89 175H91V176H89ZM70 176H72L73 178L72 177L70 178ZM121 176H123V177H121ZM74 177H76V179ZM77 177H79V179ZM82 177H84L85 179H82ZM119 177H121V178L119 179ZM60 179H62L63 181L61 182ZM107 179H108V182H107ZM163 179H165V180H163ZM139 180H141V181H139ZM244 180H246L248 182V179L245 178ZM58 181L61 182V183H59ZM243 181H241V182L243 183ZM47 182H49V183H47ZM14 183H16V184L14 185ZM100 183H102V185ZM109 183H111L112 185H116L117 184L116 186H119V188H121V190L119 188H117V189H119V190H117L118 192L114 189V192L116 191L117 193H113V194L110 193V190H109V188L107 186ZM119 183H121V184H119ZM136 183H138L139 185H137ZM144 183H145V185H144ZM149 183H151L152 185L149 184ZM244 183H245V181H244ZM155 184H157V187L155 186ZM58 185H59L60 188L61 187H63V188L59 189ZM112 185L109 184V187H111ZM240 185L243 186L244 184L240 183ZM31 186H32V188H30ZM105 187H106V190H104ZM164 187L162 189H164ZM37 188H39V189H37ZM107 188H108V190H107ZM125 188H127V189H125ZM156 188H158V189H156ZM33 189H35V190H33ZM64 190H66V192H64ZM69 190H71V193L73 194V196L79 192L77 194L78 197L74 196L75 198H78V199H77V202H75L74 200L72 202H70V203H73V204L75 203V206H70L69 208L68 207L65 208L66 203L64 201H65V197L69 196V193H70ZM94 190H95V192L98 195L94 192ZM150 190H152V191H150ZM30 191H31V193H30ZM44 191L46 192V194H45ZM125 191L126 192L128 191V192L125 193ZM154 191H156V193ZM39 192H40V195H42V196L40 197V199L38 198L39 199L38 200L36 197L39 196V195H37V194H39ZM32 194L33 195L36 194L37 196L35 195L36 197L35 196L33 197ZM110 194L112 196L115 195V194H117V195L113 196L114 197L113 198ZM90 197L91 198L93 197L92 199H94L95 202H92L93 200H89V199H91ZM35 199H37L38 202H36ZM103 199H104V201H103ZM113 199L115 200L116 204L114 203ZM21 200L24 201V202H22ZM25 200H27V201L29 200V201L27 202ZM87 200H89L88 202L91 201L93 204L87 203ZM258 200L260 201V203L263 201V204H264V198L263 199L262 198H258ZM85 201H86V203H85ZM112 201H113L114 204L112 203ZM34 202H35V204H34V206H32L33 204H31V203H34ZM256 202H258V201L256 200ZM95 203H96V205H94ZM28 204H29V206H28ZM82 204H83V207H85V208L82 207ZM85 204H88V205H85ZM105 204H106V206H105ZM61 205L63 207H61ZM69 205H72V204H69ZM89 205H94V206H89ZM256 205H258V204L256 203ZM39 206H41L43 208H41ZM49 206H50V209H49ZM66 206H68V205H66ZM7 207H5V208H7ZM13 207H16V208H13ZM18 207H21V208H19V209H21L20 213H21V211H24L23 215L20 214L19 212H17V211H19ZM37 207H38V209H37ZM102 207H104V208H102ZM135 207H137V208H135ZM35 208H36V210H35ZM61 208H62V210H61ZM64 208L66 210H64ZM67 208H68V210H67ZM109 208H111V209H109ZM15 209H16V211H15ZM28 209L31 210V211H33V210L34 211L31 213L30 211H28ZM45 209H46L47 212L51 210V212H49L50 213L49 215H50V217L52 215V217H51L52 221L49 220L50 219L49 215H48L47 218H45V216L47 214H43L42 215V212H45ZM56 209L58 210L57 213H55L57 211ZM9 210L10 211L13 210L12 211L13 213L10 212ZM26 210H27L28 213L26 212ZM127 211H129V213ZM15 212H16V214H15ZM130 212L132 214H130ZM4 213L7 214L8 216H6ZM17 213H19L18 216H17ZM25 213L28 214L29 218L27 217V215L25 216ZM29 213L32 214V215L30 216ZM41 217L44 220L47 219V222L50 225L52 224V226H51L52 227V229H51L52 233L51 234L49 233L50 237L49 236H46V238L44 237V239H46V240L42 239V237L39 236L40 232L38 230H37L38 231L37 232L36 229L34 230V228H33L34 225H31V224H33L32 222H34L36 219H37V221H39L38 218H41ZM144 217H145L144 219L146 220L147 217L146 216H144ZM34 218H35V220H34ZM139 218H141V217H139ZM42 220H40V221H42ZM12 221H13V223H12ZM37 221H35V222H37ZM126 221H128V222L126 223ZM138 223L140 225H139V227L136 226L135 227L136 230H135V228L132 227V225L133 224L136 225ZM129 224H131L130 229H127L129 227L126 226V225H129ZM141 224L143 226V227H141L142 229H140ZM21 225H23V226H21ZM35 225H37V224H35ZM108 225H109V227H107ZM102 226H104V227H102ZM156 226H159V225H156ZM131 227H132V229H131ZM154 227L155 226H153V228H152V226H149L148 227L149 230L147 228V231H149L150 233H153V232L155 233V230H156V232H158V229L160 230L159 227H158V229L154 228ZM64 229H66V230H64ZM115 229H116V232L114 231ZM122 229L126 230L125 231L126 234L124 232L122 233V231H123ZM27 230H29L30 232L27 231ZM117 230H118V232H117ZM138 230H140V231H138ZM129 232L131 233V235L129 234ZM37 233H38V235H37ZM65 233H67V234L65 235ZM75 233H77V234H75ZM141 233H139V234H141ZM11 234H12V236H11ZM120 234L122 236H119ZM145 234H147V232ZM36 236H37V238H36ZM65 236H66V238H65ZM10 237H13V238H10ZM124 237H125V239H124ZM33 238L34 239L36 238V240L32 241ZM10 239H11V241H10ZM39 240H40L41 244H39L40 243ZM119 240H117V241L119 242ZM42 241H43V243H42ZM68 241H69V243H68ZM84 241H85V243H84ZM103 242H105V244ZM114 242L116 243V241H114ZM66 243H68V244H66ZM76 243H77V245H74L75 247H73V244H76ZM37 244H39V246H37ZM3 246H5V248ZM31 246H33V247H31ZM101 246L103 247V250H102ZM66 247H68L70 249L67 248L68 250H66ZM52 250H53V252H52ZM85 252L86 253L89 252V253L86 254ZM1 253H2V255H1ZM6 253H8L9 255L6 254ZM7 257H8V259H7ZM90 259L92 260V262H89ZM41 260H42V262H41ZM56 261H59V262H56Z\"/></svg>", "mask_w": 264, "mask_h": 264}]
</instances>
